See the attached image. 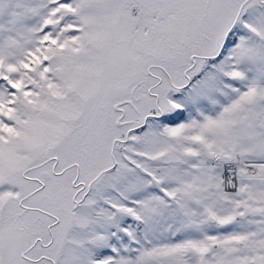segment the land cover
I'll return each mask as SVG.
<instances>
[{"label":"snow or ice","instance_id":"1","mask_svg":"<svg viewBox=\"0 0 264 264\" xmlns=\"http://www.w3.org/2000/svg\"><path fill=\"white\" fill-rule=\"evenodd\" d=\"M0 264H264V0H0Z\"/></svg>","mask_w":264,"mask_h":264}]
</instances>
